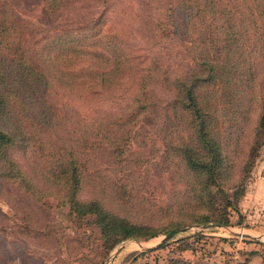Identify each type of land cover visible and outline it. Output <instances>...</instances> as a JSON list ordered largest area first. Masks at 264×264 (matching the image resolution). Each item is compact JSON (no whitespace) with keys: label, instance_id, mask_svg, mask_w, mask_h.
Returning <instances> with one entry per match:
<instances>
[{"label":"trees","instance_id":"1","mask_svg":"<svg viewBox=\"0 0 264 264\" xmlns=\"http://www.w3.org/2000/svg\"><path fill=\"white\" fill-rule=\"evenodd\" d=\"M131 1L153 52L117 27L125 0H0V194L20 193L31 230L49 199L106 249L243 217L264 142V0ZM107 93L121 103L89 115L65 102ZM144 123L163 135L153 174Z\"/></svg>","mask_w":264,"mask_h":264},{"label":"rangeland","instance_id":"2","mask_svg":"<svg viewBox=\"0 0 264 264\" xmlns=\"http://www.w3.org/2000/svg\"><path fill=\"white\" fill-rule=\"evenodd\" d=\"M125 1L133 16L117 27H122V35L131 39L143 52H153V41L141 31L139 20L134 16L136 3ZM65 102L83 115H89L92 111L115 108L121 99L107 93L96 104ZM160 129V125L144 123L138 131V141L154 154L150 174L160 166L163 151ZM262 155L264 142L255 165ZM164 183L168 184L166 179ZM252 185L251 173L246 198L243 206H239L243 217L239 220L232 211L229 226H188L161 245L158 244L166 234L146 241L125 240L111 249L103 247L99 230L89 222L90 219L70 222L65 207H57L50 199L37 214L41 226L47 227L31 230L22 219L25 202L19 199L20 193L14 187L7 185L5 189L9 188L13 200H5L0 194V264H237L244 261L247 264H264V205L252 200V196L247 198L248 188L251 189ZM11 203L17 206L13 207Z\"/></svg>","mask_w":264,"mask_h":264},{"label":"crops","instance_id":"3","mask_svg":"<svg viewBox=\"0 0 264 264\" xmlns=\"http://www.w3.org/2000/svg\"><path fill=\"white\" fill-rule=\"evenodd\" d=\"M252 175L253 185L251 189L250 187L248 188L247 198L248 196H252V200L254 199L258 202H262L264 205V155H262V158L256 163ZM250 191L251 193H249ZM244 198H246V196ZM244 198L240 201L239 206H243Z\"/></svg>","mask_w":264,"mask_h":264},{"label":"water","instance_id":"4","mask_svg":"<svg viewBox=\"0 0 264 264\" xmlns=\"http://www.w3.org/2000/svg\"><path fill=\"white\" fill-rule=\"evenodd\" d=\"M170 238V236H166L164 237L161 242L158 245H161L162 243H164L166 240H168Z\"/></svg>","mask_w":264,"mask_h":264}]
</instances>
